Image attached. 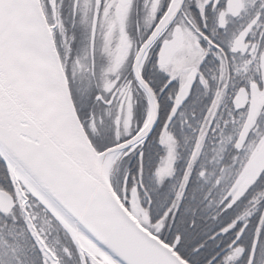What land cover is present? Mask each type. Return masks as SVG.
Instances as JSON below:
<instances>
[{"label": "snow or ice", "instance_id": "1", "mask_svg": "<svg viewBox=\"0 0 264 264\" xmlns=\"http://www.w3.org/2000/svg\"><path fill=\"white\" fill-rule=\"evenodd\" d=\"M0 264H264V0H0Z\"/></svg>", "mask_w": 264, "mask_h": 264}]
</instances>
